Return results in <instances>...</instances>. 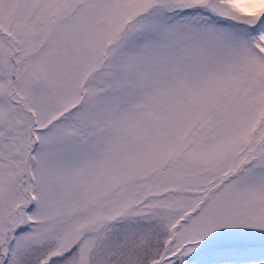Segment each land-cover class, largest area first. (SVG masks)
<instances>
[{
    "label": "snow or ice",
    "instance_id": "obj_1",
    "mask_svg": "<svg viewBox=\"0 0 264 264\" xmlns=\"http://www.w3.org/2000/svg\"><path fill=\"white\" fill-rule=\"evenodd\" d=\"M0 264H264V0H0Z\"/></svg>",
    "mask_w": 264,
    "mask_h": 264
}]
</instances>
